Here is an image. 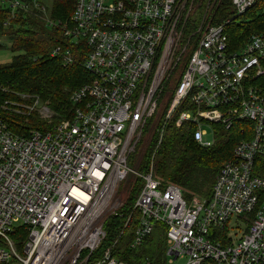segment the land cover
I'll use <instances>...</instances> for the list:
<instances>
[{
    "label": "built area",
    "instance_id": "built-area-1",
    "mask_svg": "<svg viewBox=\"0 0 264 264\" xmlns=\"http://www.w3.org/2000/svg\"><path fill=\"white\" fill-rule=\"evenodd\" d=\"M49 1L0 0L8 10L3 28L34 18L57 30L63 44L49 57L71 66L82 52L89 81L71 93V118L49 129L18 135L0 118V264H129L115 250L140 249L154 234L164 241L163 254L139 264H264V32L232 51L225 21L207 26L187 50L180 45V0H75L69 25L50 16ZM230 1L235 16L256 3ZM185 55L158 144L181 106L176 127L192 124L194 141L205 148L215 142L213 124L240 125L209 199L187 200L177 186L163 184L153 156L145 173L127 164L159 109L166 72ZM5 93L0 81V109L51 122L39 99ZM204 124L211 125V142ZM128 176L142 185L121 213L125 200L117 194ZM112 217L120 221L105 246ZM22 231L18 243L13 235Z\"/></svg>",
    "mask_w": 264,
    "mask_h": 264
},
{
    "label": "trees",
    "instance_id": "trees-1",
    "mask_svg": "<svg viewBox=\"0 0 264 264\" xmlns=\"http://www.w3.org/2000/svg\"><path fill=\"white\" fill-rule=\"evenodd\" d=\"M255 1L256 3L251 9L242 15L235 16L230 0H180L184 6L180 15L182 17V25H180L182 41L180 45L185 44L187 47L192 45L193 47L198 36L196 31L201 26L199 24L204 21L200 14L196 15L195 12L191 13L186 9L190 5L213 4L210 10L206 7L203 8L206 10L207 15L206 26L219 25L227 21L224 26L228 37L227 45L232 51H237L253 34L264 32V0ZM74 3L75 0H56L53 4L54 11H52V15L68 14L70 10L72 14ZM195 10L196 7H192L191 11ZM7 17L8 10L1 6L0 32L3 31V33L0 36H13V44L10 49L11 51H18V54L13 57L10 63L0 66V81L7 87V93L3 97L7 96L10 99L19 101L21 99L17 98V94L28 95L32 99L25 102L37 98L42 104H46L47 109H50L53 114L51 120L54 119L59 122L71 118L73 114L70 101L71 93L89 81L86 72L82 68V59L71 66L63 65L58 58H51L48 55L55 46L63 44L62 36H56L34 18L21 20L16 29L13 27L4 29L3 20ZM185 17H188L187 21H185ZM193 20L194 23H191ZM262 66L264 68V60ZM262 83H264V77ZM164 95L165 91L162 88L158 101L163 99ZM171 97L165 104L166 108L162 115L155 119L156 122L151 119L150 123L143 128L141 136L149 131L147 144L136 163H134L135 156L131 157L132 160L129 166L136 169L137 172L144 173L148 171L153 156L154 176L161 180L163 184H174L181 190L187 200H191L193 197L209 199L215 176L223 162L230 157L235 145L236 138L232 135L233 131L237 133L236 127L238 128L240 125H235L231 130H224L219 124H213L215 142L211 147L205 148L194 141V126L192 124L186 122L181 127H176V115L181 110H185L186 107L181 106L166 123L161 141L158 144L159 131L162 129L161 118ZM3 101V98L0 97V104ZM0 118L9 125L14 134L18 135L34 128L46 130L51 127V125L46 127V121L44 122L36 113L26 116L17 115L8 109H0ZM236 135L239 136L238 133ZM139 142H137V145ZM137 145L134 148L135 152H137V149H141V144ZM131 180L130 185L132 184V188L128 194L130 196L122 207L121 213L128 211L134 203L142 185L139 178ZM119 221L118 217H112L106 223L105 246L115 238V228ZM23 234H25L23 231L16 233L13 235V239L20 243ZM152 239L155 241L149 249L151 253L149 257L159 258L163 254L164 241L158 234H154ZM139 252L140 249L130 250L126 247L115 250V254L119 259L129 264H139L145 256H148Z\"/></svg>",
    "mask_w": 264,
    "mask_h": 264
},
{
    "label": "rangeland",
    "instance_id": "rangeland-1",
    "mask_svg": "<svg viewBox=\"0 0 264 264\" xmlns=\"http://www.w3.org/2000/svg\"><path fill=\"white\" fill-rule=\"evenodd\" d=\"M56 2V0H50L49 1V6H50V16L52 17V11H54V3ZM192 4V3H191ZM213 6V4H207V5H190L186 10H188V12H195L196 15L200 14L202 19H204V21H202V23H200L199 25H201L198 30L196 31L197 32V39L200 35H202L205 30V28L209 25L206 26V21H207V15H206V10L203 9V8H207V9H211V7ZM192 7H196V10L195 11H191ZM71 10L68 14H60V15H53L54 17H58L60 18L62 21L64 22H68L67 24L69 25V19L71 17ZM57 18V19H58ZM188 18V17H187ZM187 21V19H186ZM191 23H194V20L193 22ZM47 28V27H46ZM49 29V28H48ZM50 30V29H49ZM52 33H54L56 36L60 35V32H58L57 30H50ZM3 33V31L0 32V35ZM13 36H8V35H2L0 36V45H1V49H0V66H3L5 64H8L12 61L13 57L15 55L18 54V51H11V46L13 44ZM193 48L192 45L189 46V49ZM49 55V54H48ZM75 59L76 61H78L79 59H82L83 60V56H82V52L79 53V52H76L75 53ZM186 57L187 55H185L184 57H182L180 60H179V63L177 65H170V68L168 69V71L166 72L165 74V78L163 80V82L161 83V89L164 88V91H165V95L163 97V99H160L159 100V109L156 113V115L153 117V122H156L155 119H158L159 116L162 115L163 111L165 110L166 106L165 104L167 103V101L170 99V97L172 96L173 94V89L175 88L176 84L179 82V79L181 78V74H182V70L186 64ZM81 60V62H82ZM172 63V62H171ZM43 106H46L45 103H43ZM189 106H187L188 108ZM191 108V107H189ZM163 118V117H162ZM161 118V119H162ZM44 122L45 120L42 119ZM58 121H55L54 119L51 120V122H45L46 124V127H48L49 125H53L54 123H57ZM210 127L211 125H208V124H204L203 125V129L206 130V136H205V139L207 141H212L214 136L212 134V132H210ZM39 128H41L39 126ZM237 129V127H236ZM149 132V131H148ZM148 132H146V134H143L142 135V138L140 140V142L138 143L141 144V149H137V152L135 153H131L128 157V161H127V164L129 166V163L131 162L133 156H135L134 158V163H136L139 159H140V156L142 154V150L144 149L145 145L147 144V138H148ZM236 131L234 133L233 131V136L236 138L234 144L239 140L240 136H237L236 135ZM233 144V145H234ZM137 145V146H138ZM131 168V167H130ZM132 169V168H131ZM133 170H136V169H133ZM145 173V172H144ZM132 179V180H131ZM130 180L133 181V178L132 176H128L127 179L125 180L124 184H122V186L119 188L118 190V194L117 196H119V199H120V195H122L123 199L125 200V202L127 201V199L129 198L130 195L129 192L132 188V184L130 185ZM125 204V203H124ZM155 240H151V238L145 243V245L141 248L140 247V254H144V255H148V256H151V253H150V247L152 245V243L154 242ZM168 264V263H167ZM170 264H184V260L183 259H176L174 260L172 263Z\"/></svg>",
    "mask_w": 264,
    "mask_h": 264
}]
</instances>
